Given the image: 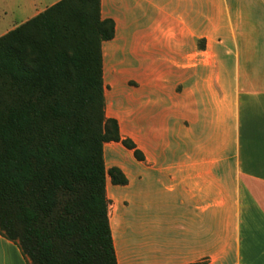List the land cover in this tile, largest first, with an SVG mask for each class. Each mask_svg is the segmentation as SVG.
<instances>
[{
    "label": "crops",
    "instance_id": "1",
    "mask_svg": "<svg viewBox=\"0 0 264 264\" xmlns=\"http://www.w3.org/2000/svg\"><path fill=\"white\" fill-rule=\"evenodd\" d=\"M99 16L116 264H264V0H99ZM0 264H27L1 235Z\"/></svg>",
    "mask_w": 264,
    "mask_h": 264
},
{
    "label": "trees",
    "instance_id": "2",
    "mask_svg": "<svg viewBox=\"0 0 264 264\" xmlns=\"http://www.w3.org/2000/svg\"><path fill=\"white\" fill-rule=\"evenodd\" d=\"M112 34L99 0H56L0 34V235L27 264H116L105 175L126 178L103 165L119 133L100 52Z\"/></svg>",
    "mask_w": 264,
    "mask_h": 264
},
{
    "label": "rangeland",
    "instance_id": "3",
    "mask_svg": "<svg viewBox=\"0 0 264 264\" xmlns=\"http://www.w3.org/2000/svg\"><path fill=\"white\" fill-rule=\"evenodd\" d=\"M50 1L51 0H0V33L25 20L34 6H44L49 4ZM107 156L111 157L112 155L108 153ZM114 156L116 157V155ZM117 156L120 157L118 153ZM107 164L108 161H106V165ZM113 192L115 196L118 194L117 189H114ZM203 263L204 261L198 264Z\"/></svg>",
    "mask_w": 264,
    "mask_h": 264
}]
</instances>
